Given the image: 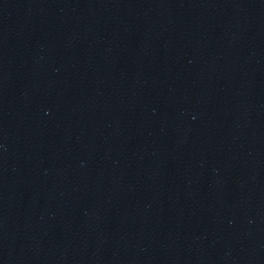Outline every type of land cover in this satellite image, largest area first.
Here are the masks:
<instances>
[{
  "label": "water",
  "instance_id": "95a60500",
  "mask_svg": "<svg viewBox=\"0 0 264 264\" xmlns=\"http://www.w3.org/2000/svg\"><path fill=\"white\" fill-rule=\"evenodd\" d=\"M0 264H264V0H0Z\"/></svg>",
  "mask_w": 264,
  "mask_h": 264
}]
</instances>
